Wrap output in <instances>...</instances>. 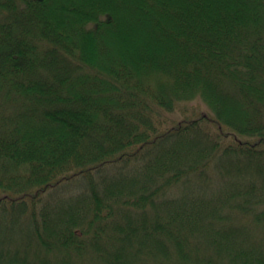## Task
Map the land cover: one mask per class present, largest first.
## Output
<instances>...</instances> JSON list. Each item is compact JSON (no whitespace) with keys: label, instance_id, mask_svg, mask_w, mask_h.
Masks as SVG:
<instances>
[{"label":"trees","instance_id":"16d2710c","mask_svg":"<svg viewBox=\"0 0 264 264\" xmlns=\"http://www.w3.org/2000/svg\"><path fill=\"white\" fill-rule=\"evenodd\" d=\"M0 189V264H264V0H0Z\"/></svg>","mask_w":264,"mask_h":264},{"label":"rangeland","instance_id":"374dc122","mask_svg":"<svg viewBox=\"0 0 264 264\" xmlns=\"http://www.w3.org/2000/svg\"><path fill=\"white\" fill-rule=\"evenodd\" d=\"M189 106H190V109L192 108V109H195L196 111H198V112H200V113H203V112H205V111H208V109H207V107L204 105V104H202V103H198V102H191L190 104H189ZM191 112V111H190ZM175 115H177V114H175ZM171 116H173V115H171ZM5 193H4V191L3 190H1L0 189V197L1 196H3Z\"/></svg>","mask_w":264,"mask_h":264}]
</instances>
